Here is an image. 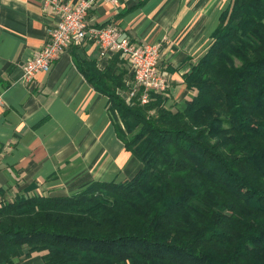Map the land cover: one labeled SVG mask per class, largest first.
Returning <instances> with one entry per match:
<instances>
[{"label": "trees", "instance_id": "obj_1", "mask_svg": "<svg viewBox=\"0 0 264 264\" xmlns=\"http://www.w3.org/2000/svg\"><path fill=\"white\" fill-rule=\"evenodd\" d=\"M211 38L182 110L140 90L126 102L119 54L102 70L73 55L142 167L71 196L0 198V264H264V0H231Z\"/></svg>", "mask_w": 264, "mask_h": 264}, {"label": "crops", "instance_id": "obj_2", "mask_svg": "<svg viewBox=\"0 0 264 264\" xmlns=\"http://www.w3.org/2000/svg\"><path fill=\"white\" fill-rule=\"evenodd\" d=\"M44 1L0 0V198L7 202L71 196L93 182L130 180L142 167L115 134L108 98L75 66L73 55L96 64L98 50L91 42L65 50L48 74L22 79L23 66L53 25ZM92 1L90 25L115 24L132 42L160 45L159 68L169 83L165 105L182 110L195 94L183 76L206 53L231 0ZM13 264L43 260L35 254Z\"/></svg>", "mask_w": 264, "mask_h": 264}, {"label": "built area", "instance_id": "obj_3", "mask_svg": "<svg viewBox=\"0 0 264 264\" xmlns=\"http://www.w3.org/2000/svg\"><path fill=\"white\" fill-rule=\"evenodd\" d=\"M49 5L53 25L47 30V39L43 46L33 52L23 66V80H29L36 74H48L54 62L71 46L83 41L91 42L98 50L96 66L104 69L112 57L119 54L127 64L129 80L125 82L127 90H118L126 102L137 97L141 105L149 100V94L165 95L169 89L167 78L159 68L161 47L154 42H132L127 34L115 24L102 27L88 23V11L94 6L92 0H82L69 4L57 0H45ZM4 109V100L0 95V111Z\"/></svg>", "mask_w": 264, "mask_h": 264}]
</instances>
